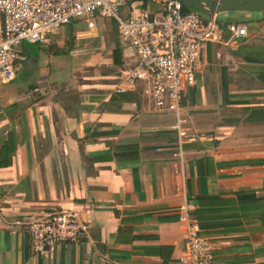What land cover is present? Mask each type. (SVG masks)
<instances>
[{
  "label": "crops",
  "instance_id": "1",
  "mask_svg": "<svg viewBox=\"0 0 264 264\" xmlns=\"http://www.w3.org/2000/svg\"><path fill=\"white\" fill-rule=\"evenodd\" d=\"M161 2L126 0L120 12L153 15ZM215 18L220 41L204 43L181 94L193 138L180 153L174 115L152 107L146 80L114 90L136 55L112 20H72L18 45L0 82V264H178L183 199L210 264H264V10ZM229 23L246 36L226 43ZM60 208L81 213L85 235L31 253L25 221Z\"/></svg>",
  "mask_w": 264,
  "mask_h": 264
},
{
  "label": "built area",
  "instance_id": "2",
  "mask_svg": "<svg viewBox=\"0 0 264 264\" xmlns=\"http://www.w3.org/2000/svg\"><path fill=\"white\" fill-rule=\"evenodd\" d=\"M126 0H0V82L14 76L16 48L23 42L43 44L58 28L72 20L87 21L93 17L109 18L122 42L128 43L136 61L126 69L115 85L122 92L137 81L146 80L145 89L152 107L174 115L172 129L176 147L192 139L181 127L180 98L185 87L194 83L204 43L220 41L222 26L215 15L202 17L195 10L182 12L179 0H162L158 13L146 12L126 16L120 12ZM226 43L246 36L243 24L229 23ZM176 191L184 193L182 172L175 180ZM182 223V240L186 252L178 264H210V241L198 234L197 221L189 215L191 203L178 205ZM87 231V220L79 211L49 209L32 215L24 224L31 253H45L60 244L72 245Z\"/></svg>",
  "mask_w": 264,
  "mask_h": 264
},
{
  "label": "water",
  "instance_id": "3",
  "mask_svg": "<svg viewBox=\"0 0 264 264\" xmlns=\"http://www.w3.org/2000/svg\"><path fill=\"white\" fill-rule=\"evenodd\" d=\"M198 13L216 15L228 11L264 10V0H179Z\"/></svg>",
  "mask_w": 264,
  "mask_h": 264
},
{
  "label": "trees",
  "instance_id": "4",
  "mask_svg": "<svg viewBox=\"0 0 264 264\" xmlns=\"http://www.w3.org/2000/svg\"><path fill=\"white\" fill-rule=\"evenodd\" d=\"M181 10H182V12H185V11H190V10H193V9L182 5L181 6ZM105 19H109V18H105ZM109 20H111V19H109ZM117 59H118V53H117V50L114 49L113 50V62L116 63V64L118 63Z\"/></svg>",
  "mask_w": 264,
  "mask_h": 264
},
{
  "label": "rangeland",
  "instance_id": "5",
  "mask_svg": "<svg viewBox=\"0 0 264 264\" xmlns=\"http://www.w3.org/2000/svg\"><path fill=\"white\" fill-rule=\"evenodd\" d=\"M200 16L204 17V14L203 13H199Z\"/></svg>",
  "mask_w": 264,
  "mask_h": 264
}]
</instances>
